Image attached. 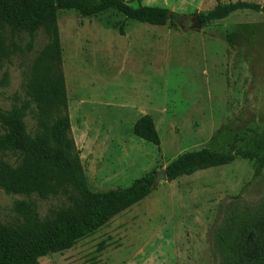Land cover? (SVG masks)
Here are the masks:
<instances>
[{
    "label": "rangeland",
    "instance_id": "374dc122",
    "mask_svg": "<svg viewBox=\"0 0 264 264\" xmlns=\"http://www.w3.org/2000/svg\"><path fill=\"white\" fill-rule=\"evenodd\" d=\"M229 1L236 0H140L180 15L177 28L128 19L114 9L90 17L57 11L71 135L92 191L128 186L203 147L264 150V9L199 26L194 20ZM245 1L264 6V0ZM29 40L15 39L14 53L3 60L0 109L23 97L27 66L48 38L40 29L31 51ZM143 114L153 117L159 145L133 133ZM238 195L252 202L264 195V170L254 175L253 160L241 156L161 180L95 232L37 264H217L211 229L221 205ZM27 198L0 188V219L15 222L14 202ZM30 199L41 217L63 200Z\"/></svg>",
    "mask_w": 264,
    "mask_h": 264
},
{
    "label": "trees",
    "instance_id": "16d2710c",
    "mask_svg": "<svg viewBox=\"0 0 264 264\" xmlns=\"http://www.w3.org/2000/svg\"><path fill=\"white\" fill-rule=\"evenodd\" d=\"M138 2L132 5L131 2ZM59 9L90 17L114 9L125 18L177 28L180 15L167 7L141 4L140 0H0V68L14 53L15 39L33 38L42 29L47 43L25 71L24 95L7 109H0V188L6 194L28 197L14 202L17 220L0 219V264H37L40 257L62 252L95 232L115 215L146 197L156 171L135 178L128 186L92 191L71 135L62 49L57 25ZM259 3L236 0L217 2L198 13L202 25L221 20L239 10L259 11ZM118 31L124 34L122 26ZM10 41V42H9ZM27 117L32 120L27 124ZM133 133L155 145L160 137L153 117L143 114ZM236 156L253 160L254 175L264 170V150L241 148L221 152L203 147L185 152L168 163L166 180L197 170L223 165ZM63 200L43 217L30 196ZM211 253L217 264H264V195L252 202L235 196L221 205V218L210 233Z\"/></svg>",
    "mask_w": 264,
    "mask_h": 264
},
{
    "label": "water",
    "instance_id": "95a60500",
    "mask_svg": "<svg viewBox=\"0 0 264 264\" xmlns=\"http://www.w3.org/2000/svg\"><path fill=\"white\" fill-rule=\"evenodd\" d=\"M196 21V24L199 26L200 22H199V18L195 17L194 19ZM161 180H166V175H165V169L161 168L160 170H158L156 172V176H155V180L153 182V187H155L157 185V183Z\"/></svg>",
    "mask_w": 264,
    "mask_h": 264
}]
</instances>
